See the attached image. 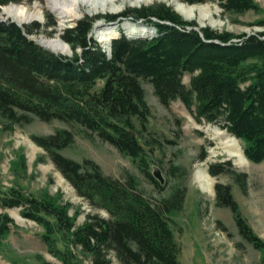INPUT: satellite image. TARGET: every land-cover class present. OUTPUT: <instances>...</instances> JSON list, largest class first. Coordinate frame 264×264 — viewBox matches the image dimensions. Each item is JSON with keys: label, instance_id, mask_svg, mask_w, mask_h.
Returning a JSON list of instances; mask_svg holds the SVG:
<instances>
[{"label": "trees", "instance_id": "16d2710c", "mask_svg": "<svg viewBox=\"0 0 264 264\" xmlns=\"http://www.w3.org/2000/svg\"><path fill=\"white\" fill-rule=\"evenodd\" d=\"M22 1L0 0V6ZM180 1L193 6L211 0ZM219 7L226 14L259 10L253 0H220ZM123 15L150 22L155 36L126 38L120 33L111 39L107 53L89 37L95 18L84 17L60 35L71 58L28 38L41 32L54 34L55 24L47 17L43 26L32 23L21 28L10 21L0 22V129L12 130L33 118L80 127L137 160L150 183L163 191L164 186L148 172L145 150L137 139L146 130L150 115L142 87L146 82L163 106L180 101L197 122L215 124L241 141L247 161L263 162L264 32L235 37L203 28L198 33L193 29L195 22L183 20L164 4ZM257 24L264 27V20ZM234 38L240 41L234 43ZM184 75L190 76L187 86L182 82ZM134 120L139 122V131ZM31 140L79 197L108 214L106 219L87 215L76 226L79 212L69 215L68 203L50 196L36 198L18 188L0 190V210L18 208L23 219L42 226L46 234L41 240L50 252L55 249L51 238L55 232L86 255L90 264H112L114 260L118 264H181V246L174 239L168 216L183 207L181 184L153 204L132 176L120 181L105 176L92 161L78 163L61 155L59 151L74 143L73 131L56 130L47 136H31ZM223 172H229L224 165L208 170L212 177ZM181 173L179 167L170 170L174 178ZM235 175L243 187L246 175ZM214 191L216 204L231 211L239 234L261 253L259 264H264V243L246 224L230 187L216 184ZM11 225L12 219L0 212V238L9 233ZM68 254H61V259L66 261Z\"/></svg>", "mask_w": 264, "mask_h": 264}, {"label": "rangeland", "instance_id": "374dc122", "mask_svg": "<svg viewBox=\"0 0 264 264\" xmlns=\"http://www.w3.org/2000/svg\"><path fill=\"white\" fill-rule=\"evenodd\" d=\"M253 1L259 8L257 12L226 14L219 7L220 0H211L197 5L208 8L209 12H206L204 17L194 14L188 18L174 10V7L169 4L171 0L141 6L131 5L129 0H117L111 5L107 4V8L112 6L113 9H118L117 13L99 11L96 14H88L84 6L80 8L76 6L75 9L83 13L80 19L95 18L89 37L108 53L110 42L106 49L105 43L94 32L96 27H107L106 31L111 34L110 41L118 37L120 33H123L126 38H138L131 35L134 30L146 31V35L139 38H151L155 36V30L148 24L150 22L123 14L128 10L148 8L158 4L171 8L185 21L195 22L197 27L193 29L198 33H201L203 28H209L216 33L227 32L235 37L258 36L264 32V27L257 24L264 20V0ZM59 2L62 6L71 5L69 1ZM36 3L43 4L44 0H23L16 6H24L32 10ZM10 4L0 6V22L15 23L3 13L4 8L13 5ZM42 15V22L19 24L22 28L32 23L43 26L46 17L54 22L55 31L52 36L42 32L32 35L37 42L51 40L58 34L60 37L64 29L73 27L80 20L67 22L62 31H59V19L54 13L43 7ZM152 19L155 21L154 18ZM15 24L18 26V23ZM231 41L235 43L240 39L234 38ZM42 48L67 58L73 56L71 51L69 55H63L45 47ZM189 78V75H184L182 79L186 86L189 84ZM142 87L150 115L145 125L146 130L142 131V135H138L137 139L145 150L144 158L148 172L153 174L155 168L159 170L164 180L163 191H158L150 183L137 160L120 154L114 147L85 133L82 128L59 121L45 123L36 118L12 130L0 129V190L18 188L36 198L50 196L58 199L59 202L68 203L69 215L73 216L76 211L79 212L75 219L76 226L82 225L87 215L108 218L105 211L91 206L76 194L74 188L46 158L45 152L31 140V136H47L56 130L69 129L74 133V143L59 151L61 155L78 163L92 161L100 167L105 176L120 181L132 176L138 185V190L153 204L167 197L174 186L181 184L185 190L183 207L181 211L168 215L174 239L181 246L179 256L181 264H259L261 253L241 237L231 211L216 204L214 186L221 184L230 187L231 195L246 224L264 243V161L253 164L245 159L246 163L240 166L237 159H231L224 153L220 140L214 139L215 130L221 131L227 139L233 138L225 130L205 121L197 122L178 100L171 102L167 107L163 106L155 96L151 85L142 82ZM134 123L136 130L139 131V122L134 120ZM236 141L243 154V143ZM216 165H224L229 172H223L215 177L210 176L208 173L210 166ZM173 167L181 168L180 176L174 178L170 174ZM198 172H203L210 178L212 187L209 193L202 191L196 183L195 174ZM235 174L246 175L243 187L236 181ZM0 212L6 213L13 221L9 233L0 238V264H90L89 258L79 249L67 244L59 233L51 234L55 249L50 252L41 240L46 230L32 221L23 219L19 215L18 208L4 209ZM65 252L69 253L65 257L68 262L61 259V254ZM112 264L118 263L114 260Z\"/></svg>", "mask_w": 264, "mask_h": 264}, {"label": "bare ground", "instance_id": "6f19581e", "mask_svg": "<svg viewBox=\"0 0 264 264\" xmlns=\"http://www.w3.org/2000/svg\"><path fill=\"white\" fill-rule=\"evenodd\" d=\"M59 1H66L70 2L71 5L62 6ZM96 0H44L43 4H34L32 10L24 6H16L11 5L7 8L3 9V13L8 16L9 18L13 19L16 23L23 25L26 23H30L32 21L42 22L43 15H42V8H46L47 10L54 13L57 18L59 19L58 30L62 31L64 25L67 22L73 20H79L83 13L79 10L75 9V7L84 6L87 8L88 14H96L99 11H111L117 13L118 9H113L112 6L107 8V4H112L117 0H100V2H95ZM131 1V5L134 6H141V5H148L153 2H160L162 0H129ZM174 7V10L179 13L181 16L188 18V16H192L194 14H200L204 17V14L208 11L206 6H188L184 5L178 0H171L169 3ZM207 14V13H206ZM200 16V17H201ZM107 28V27H105ZM102 26L96 27L94 30L97 36H100L101 41L105 43L106 49L108 48V43L110 42L111 34L106 31V29ZM131 35L134 37H144L146 35V31L144 30H134L131 32ZM34 39V38H33ZM35 40V39H34ZM36 41V40H35ZM37 42V41H36ZM39 45L41 44L42 47L50 49L51 51L58 52L63 55H69L70 49L69 47L60 39L59 34L55 36V38L47 41H40L37 42ZM214 139L220 140V145L224 150V153L230 157L231 159H237L239 165L246 163L245 158L238 147V143L235 139L230 138L227 139L225 135L219 131L215 130L213 133ZM225 137V138H224ZM224 138V139H223ZM195 181L198 183L200 189L202 191L209 193L212 187L210 178L202 173L195 174Z\"/></svg>", "mask_w": 264, "mask_h": 264}, {"label": "water", "instance_id": "95a60500", "mask_svg": "<svg viewBox=\"0 0 264 264\" xmlns=\"http://www.w3.org/2000/svg\"><path fill=\"white\" fill-rule=\"evenodd\" d=\"M16 23V22H15ZM18 26L19 27H21L22 28V26H20L19 24H18ZM28 38L29 39H31V40H33V38H32V36H28ZM36 44H38L35 40H33ZM39 45V44H38ZM42 47V46H41ZM152 176L160 183V184H162L163 183V178L161 177V175H160V172H159V170L157 169V168H155V170H154V173L152 174Z\"/></svg>", "mask_w": 264, "mask_h": 264}]
</instances>
